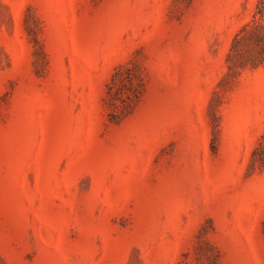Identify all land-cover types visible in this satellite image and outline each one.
Wrapping results in <instances>:
<instances>
[{"label":"rangeland","instance_id":"1","mask_svg":"<svg viewBox=\"0 0 264 264\" xmlns=\"http://www.w3.org/2000/svg\"><path fill=\"white\" fill-rule=\"evenodd\" d=\"M258 4L0 0V264H264Z\"/></svg>","mask_w":264,"mask_h":264},{"label":"trees","instance_id":"2","mask_svg":"<svg viewBox=\"0 0 264 264\" xmlns=\"http://www.w3.org/2000/svg\"><path fill=\"white\" fill-rule=\"evenodd\" d=\"M264 18V0H259L254 20L247 23L242 30L236 34L229 61L234 67H245L252 64L258 67L264 64V24L257 21V16ZM126 76H121L118 70L108 85L107 105L111 110L110 120H116L118 111L127 109L131 102L137 101L144 89V81L135 68H126ZM252 165H264V134L259 140L258 146L254 149L251 159ZM264 232V222H263Z\"/></svg>","mask_w":264,"mask_h":264}]
</instances>
